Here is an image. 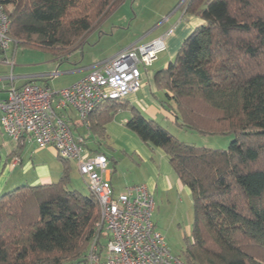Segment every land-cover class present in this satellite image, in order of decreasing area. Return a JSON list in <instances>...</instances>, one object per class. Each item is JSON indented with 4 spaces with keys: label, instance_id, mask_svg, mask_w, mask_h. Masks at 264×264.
Listing matches in <instances>:
<instances>
[{
    "label": "trees",
    "instance_id": "obj_1",
    "mask_svg": "<svg viewBox=\"0 0 264 264\" xmlns=\"http://www.w3.org/2000/svg\"><path fill=\"white\" fill-rule=\"evenodd\" d=\"M120 0H0L15 43L81 47ZM202 23L154 75L162 105L180 126L235 134L227 149L180 140L139 110L126 127L161 148L193 199L189 264H264V0H185ZM109 99L89 114L90 134L126 105ZM94 151V150H93ZM58 181L23 184L0 195V264H86L100 218L96 196L71 183L70 160Z\"/></svg>",
    "mask_w": 264,
    "mask_h": 264
},
{
    "label": "built area",
    "instance_id": "obj_2",
    "mask_svg": "<svg viewBox=\"0 0 264 264\" xmlns=\"http://www.w3.org/2000/svg\"><path fill=\"white\" fill-rule=\"evenodd\" d=\"M9 27L8 15L0 5V55L13 66L14 58L4 55L14 41ZM165 49V35L133 43L59 89L36 80L16 85L11 75L7 97L0 100L2 133L18 146L30 141L41 147L53 146L59 157L75 162L96 196L100 218L91 234L86 264H189L169 250L165 236L156 229L152 220L156 203L148 186L134 184L116 193L109 177L108 156L91 152L87 135L76 134L74 129L77 124L89 131V114L98 105L109 99H125L139 90L144 70ZM71 112H75L76 119ZM18 162L20 157L15 156L12 164Z\"/></svg>",
    "mask_w": 264,
    "mask_h": 264
},
{
    "label": "rangeland",
    "instance_id": "obj_3",
    "mask_svg": "<svg viewBox=\"0 0 264 264\" xmlns=\"http://www.w3.org/2000/svg\"><path fill=\"white\" fill-rule=\"evenodd\" d=\"M184 2L185 0H120L108 16L90 31L81 48L69 53L68 60L60 62V58H63L65 54H55L54 52L57 50L17 43L15 54H8V57L14 58L13 66L10 64L0 65V76L17 75L18 73L42 75V77L36 78L39 83L46 82L52 88H61L80 74V72H66L73 65L92 66L115 52L127 48L134 41L138 40L137 43L151 41L155 36L163 34L166 30H171L173 25L181 26L187 22L188 13L182 6ZM190 34L191 32L187 36H183V40H179L178 49ZM14 43L15 41H13L12 46ZM168 52L169 50L160 52L152 66L148 67L147 70L150 71L151 76H145L144 80H149L147 83L150 84L148 85L149 89L153 85L155 73L164 68L167 61L169 62ZM175 57L176 55L171 60ZM56 71L60 73L54 75ZM3 83L4 81L1 80L0 89ZM151 95L158 100L164 98L163 91L157 88L156 91L151 92ZM159 122L180 140L198 146L227 149L235 138L233 133L213 135L200 133L179 124L176 125L172 119L159 120ZM74 129L78 132V127L74 126ZM80 130L87 131L84 128ZM87 132L90 134V131ZM2 134L0 133V137ZM92 135L95 143L89 145L90 149L105 153L108 156L109 168L115 169V175L121 176V178L123 175L125 189L141 180L146 182L144 180L149 177L157 179V172L153 171L152 165L125 141L110 139L108 135L101 136L96 130H92ZM135 136L142 143H145L138 135L135 134ZM50 147L54 148L53 146H42L41 149ZM44 155L47 158L50 157L48 150L44 152ZM14 157H12V161ZM58 158L64 167L61 158ZM154 159L157 161L158 158L155 157ZM74 163L73 160L69 162L72 179L69 187L73 188L76 185L83 193H91V190L83 183ZM171 178L169 177V182H166L165 186L159 185L158 188L155 186V190L152 191L156 203L152 220L156 229L165 236L169 250L175 255L183 256L187 242L192 238L193 199L189 188L179 183V178L177 179L174 170ZM66 264H77V262Z\"/></svg>",
    "mask_w": 264,
    "mask_h": 264
},
{
    "label": "crops",
    "instance_id": "obj_4",
    "mask_svg": "<svg viewBox=\"0 0 264 264\" xmlns=\"http://www.w3.org/2000/svg\"><path fill=\"white\" fill-rule=\"evenodd\" d=\"M201 23L202 20L198 16L188 14L187 22H185L181 26L175 24L173 25V27H171L172 28L171 30L168 31L166 30L163 34H161V35H165V40H166L165 50H169L168 52L169 61H171V59L177 54L179 50L178 49L179 40L180 41L183 40V36H187L190 32H192L195 29V27H197ZM161 35H157L154 38H157ZM137 41H134V43H136ZM132 44L133 43H131L130 45ZM13 45L14 46H11L10 50L7 51V53L4 55H8L9 53L15 54L17 44L14 43ZM130 45H128L127 47H129ZM80 48L81 47L77 46L70 49L69 51L60 52L59 54L61 53L65 54L63 58H60V62L64 60H68L70 57L69 53L72 50H77ZM118 52L119 51L115 52L114 54H112L107 58L114 56ZM2 57L3 55H0V65H7V63L4 62ZM168 63L169 62L167 61L165 67L168 65ZM92 66L89 65V67H86V65H78V64L73 65V67L68 69L66 72H75V73L80 72V74L76 75V77L71 82L64 84L63 87L68 86L74 81L85 76L90 71ZM10 76L8 75L0 76V81L1 80L4 81L3 86L0 89L1 90L0 100L5 99L7 97V90L11 83ZM13 76H14V83L16 85H22L31 80L37 81L38 80L36 79L37 77H42V75L40 76L36 74L31 75L27 73H18L17 75L13 74ZM145 76L150 77L151 76L150 71L144 70L142 87L138 91L130 93L125 98L124 101L126 102V105L120 108L115 113L113 119L108 123H106L105 127H106V133L110 139L115 138L116 140L125 141L127 144H129V146L133 150L138 152L140 156H143L145 161H148L152 165L153 171L157 172V179L154 177H149L144 180L146 182H143L141 180L139 183L136 184H145L148 186L149 190L154 191L155 186L158 188L159 185L165 186L166 182H169L168 179L169 177L170 178L172 177L173 168L169 162L167 155L161 148L159 147L153 148L146 143H142L135 136L134 132H132L126 127V122L134 115L135 111L137 110H139L143 115L149 118H153L158 122L159 120H164V119H172L174 122L175 115L171 111L166 109L162 105L160 100L154 98L151 95V92L156 91V86L153 82V85L150 86L149 89L148 85L150 84H147L149 83V80L147 81L144 80ZM43 84L49 85L46 82H44ZM54 89H59V88H54ZM71 116L73 117V119H76L75 112H71ZM176 125L178 124L176 123ZM76 127H78V132L76 131V134H82V135L86 134L87 137L89 136V133L86 130L85 132L80 130L81 128L85 129V127L79 125H76ZM0 133L2 134V131ZM92 143H95V139L91 138L90 140V138H88L87 146L89 149H90L89 145H91ZM47 150L50 155L49 158H47L44 155V152ZM90 151L95 153V151H93L92 149H90ZM14 156H19L20 162L13 166L12 157ZM58 157L59 156L57 155L56 150L54 148L50 147V148L41 149V146H39L36 142L33 141L18 146L8 135L2 134V137H0V158H1L0 195L3 194L4 192L10 191L23 184L38 185V184H49L58 181L62 175V170H63V166ZM155 157L158 158L157 161H155L154 159ZM110 170L111 171L109 173V177L111 179L115 192L116 193L123 192L125 190V185H124L125 181H123V175L121 178V176L115 175L114 168L110 167ZM178 180L179 183L183 185L180 179ZM83 183L85 184L86 187H88L84 181ZM74 187L78 188V186L76 185H74Z\"/></svg>",
    "mask_w": 264,
    "mask_h": 264
}]
</instances>
